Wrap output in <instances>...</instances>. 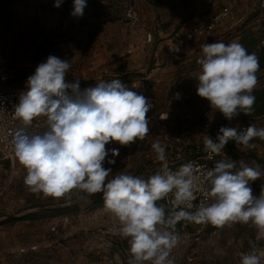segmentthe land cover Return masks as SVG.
<instances>
[{
    "label": "rangeland",
    "instance_id": "obj_1",
    "mask_svg": "<svg viewBox=\"0 0 264 264\" xmlns=\"http://www.w3.org/2000/svg\"><path fill=\"white\" fill-rule=\"evenodd\" d=\"M150 1L86 0L83 16L76 17L71 15L74 0L68 8L62 3L55 7V0H9L11 25L7 32L0 28V90H26L27 78L54 55L69 60L66 80L79 79L81 89L111 77L148 98L152 104L147 113L149 135L131 146L109 143L106 148H118L119 156L114 157L115 164L107 163L111 156L104 164L113 175L130 172L145 179L165 164H185L192 149L203 146L205 134L217 136L222 126L243 127L249 122L239 115L226 119L197 95L199 45L240 43L253 36L264 46V0L239 4L217 30L197 37L182 55L173 53L178 41L192 27L207 26L230 0H163L159 8ZM103 6L118 14L119 21L101 24L97 10ZM131 7L140 17L136 26L126 20ZM257 77L256 87L263 88L264 71ZM131 78L148 79L151 87L133 88ZM250 123L264 128V118ZM157 141L166 146L164 162L152 150ZM251 143L256 146L250 151L264 160V140L254 138ZM232 160L238 164L241 159ZM25 176L17 159L0 154V264H129L128 240L121 237L119 221L105 207H95L90 197L78 191L62 198L32 193L24 184ZM261 186L264 176L251 185L254 194L259 195ZM62 205H77L78 211L55 219L2 224L9 217L49 213ZM195 229L197 224L191 223L178 232L181 242L170 256L174 264H240L242 253L264 252V239H257V229L250 223L207 231L199 242L189 237Z\"/></svg>",
    "mask_w": 264,
    "mask_h": 264
},
{
    "label": "clouds",
    "instance_id": "obj_2",
    "mask_svg": "<svg viewBox=\"0 0 264 264\" xmlns=\"http://www.w3.org/2000/svg\"><path fill=\"white\" fill-rule=\"evenodd\" d=\"M61 3L55 0L54 6ZM86 6V0H74L71 15L82 17ZM199 47L197 95L228 120L240 113L251 116L260 68L256 54H249L236 40ZM70 67L69 60L49 55L27 78L26 90L14 106L21 127L11 133V145L26 170L24 184L29 191L45 198H62L73 191L102 193L105 209L119 221V234L128 240L129 264H174L170 256L181 242L176 229L181 221L219 228L250 223L257 229V239H264V186L259 195L251 187L264 176L260 164L253 161L249 166L240 160L237 166L225 155L227 159L207 171L188 162L177 170L165 164L147 179L130 172L113 175L104 164L109 156L113 158L107 163L115 164L119 149L106 145L131 146L144 140L150 133L147 113L152 104L120 79L101 80L82 90L79 79L66 80ZM41 117L45 129L30 132ZM238 127L222 126L215 138L203 136L208 159L220 155L230 140L242 150L254 149V138L264 140V128L254 123L242 131ZM151 147L158 161H166L165 145L157 141ZM170 195L166 211L158 202ZM240 264H264V252L242 253Z\"/></svg>",
    "mask_w": 264,
    "mask_h": 264
},
{
    "label": "built area",
    "instance_id": "obj_3",
    "mask_svg": "<svg viewBox=\"0 0 264 264\" xmlns=\"http://www.w3.org/2000/svg\"><path fill=\"white\" fill-rule=\"evenodd\" d=\"M252 0H230L229 4L226 5L223 9H221L212 19V21L207 26H195L190 29L176 44L174 47L173 53L176 55L183 54L186 50H188L192 43L196 40L197 37H200L208 32H213L216 28L224 23L232 14L233 8L244 2H250ZM126 20L132 26H136L139 23L140 17L138 11L131 7L126 15ZM152 36L148 35L147 41L148 43L152 42ZM109 81L112 80L108 79ZM107 80V81H108ZM123 82V81H122ZM124 83V82H123ZM133 88H140L141 85H145V87L150 88L151 83L147 80H134L129 83ZM83 90V89H82ZM25 91L24 90H0V154L7 160H16L14 155L12 145H11V133H13L18 127H21V123L14 116V106L19 102L20 94ZM251 123L248 122L245 126L238 128V131H242L246 127H248ZM46 123L45 118L41 117L37 120H34L32 127L29 129L32 133L42 132L45 129ZM228 143L225 148L221 152L220 155H214L212 159H208V154L200 148H198L196 158L188 161L194 162L199 166L201 171H207L214 167V164L218 162L220 159H224L227 156ZM226 155V156H225ZM186 162V163H188ZM185 163V164H186ZM172 170H177L179 167L168 166ZM171 195L165 199L167 206L170 205ZM200 195L197 193V200L194 203L200 202ZM209 203L211 201H208ZM214 227L211 224L203 225L201 224L198 230L194 232V234L189 235V237L194 242H199L204 237V234Z\"/></svg>",
    "mask_w": 264,
    "mask_h": 264
},
{
    "label": "trees",
    "instance_id": "obj_4",
    "mask_svg": "<svg viewBox=\"0 0 264 264\" xmlns=\"http://www.w3.org/2000/svg\"><path fill=\"white\" fill-rule=\"evenodd\" d=\"M72 1L73 0H62V4L68 8L71 6ZM150 2L156 8L161 7L163 4V0H151ZM9 3H10L9 0H0V28H2V30H4L5 32L8 31V29L10 28V25H11V16L8 13ZM95 5L97 7V4H95ZM238 5H236L235 7H237ZM234 8H233V10H234ZM219 11L214 13V15L212 16V19ZM127 12H128V10H127ZM127 12H126V15H127ZM97 13L99 14L98 19H100L101 24H104V25L114 24L117 21H119V19H120L118 14L113 13L110 10V8L105 7V6L100 7V9L98 7ZM232 13H233V11H232ZM222 24H220L219 26H221ZM217 28H216V30H217ZM240 43L246 48V50L249 54L255 53L256 56L259 58L260 68H259V71L257 72V74L263 72L264 71V46L263 47L260 46L258 41L253 36H247V37L242 38L240 40ZM134 80H135V78H133V79L131 78L130 80H128V82L130 83ZM252 95L255 96L254 111H253L252 115L248 116V115H245L244 113L239 114V116H243L249 122H251L252 120L264 118V87L263 88L255 87ZM238 128H241V126H239ZM215 137L216 136H212V138H215ZM228 143L229 144L227 145L228 146L227 157H229L231 159L237 158V159H241V160H246V161H249L251 164H253V161H255L256 163L260 164L262 170H264V160L262 158H260L255 153L251 152L250 150H242L241 148L237 147L234 144V141L230 140ZM198 148L203 150V146L202 147L201 146L200 147L199 146L194 147V149H192L191 157L189 158L188 161L196 158ZM227 157H225L224 159H227ZM220 160H222V159H220ZM183 164H179V165L174 166V167H179ZM237 166H238V164H237ZM258 181H260V179H258L257 181H254L252 183V185L253 184L255 185V183H257ZM80 195L82 197H90V199L92 200V204L95 207H104V201H103L102 193H97L94 195H88V194L80 192ZM158 204L165 205L166 211H167V204H166L165 200L159 201ZM76 211H78L77 205H62L56 209H52L51 211H49V213L48 212H36V213H29L28 215H25L22 217H9L5 221H3L2 224H16L19 222H30V221H41V220H46V219H55V218L62 217L65 215L74 214V213H76ZM190 224L191 223L185 222V221L178 222V224L176 226L177 232H183L185 230V227L189 226ZM199 227H200V225H197V229H195V230H198ZM218 229H219V227L214 226L211 229H209L208 232L216 231Z\"/></svg>",
    "mask_w": 264,
    "mask_h": 264
}]
</instances>
